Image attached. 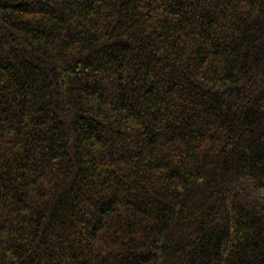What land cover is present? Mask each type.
Listing matches in <instances>:
<instances>
[{
  "label": "trees",
  "instance_id": "obj_1",
  "mask_svg": "<svg viewBox=\"0 0 264 264\" xmlns=\"http://www.w3.org/2000/svg\"><path fill=\"white\" fill-rule=\"evenodd\" d=\"M0 264H264V0H0Z\"/></svg>",
  "mask_w": 264,
  "mask_h": 264
}]
</instances>
